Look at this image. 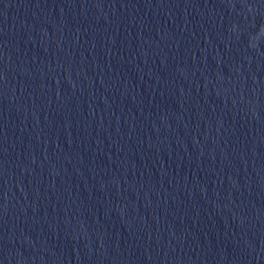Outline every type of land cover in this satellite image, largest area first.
Wrapping results in <instances>:
<instances>
[{
    "label": "water",
    "instance_id": "95a60500",
    "mask_svg": "<svg viewBox=\"0 0 264 264\" xmlns=\"http://www.w3.org/2000/svg\"><path fill=\"white\" fill-rule=\"evenodd\" d=\"M0 264H264V0H0Z\"/></svg>",
    "mask_w": 264,
    "mask_h": 264
}]
</instances>
